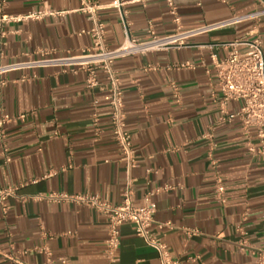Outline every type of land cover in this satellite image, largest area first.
I'll return each instance as SVG.
<instances>
[{
  "label": "crops",
  "instance_id": "0c3cea01",
  "mask_svg": "<svg viewBox=\"0 0 264 264\" xmlns=\"http://www.w3.org/2000/svg\"><path fill=\"white\" fill-rule=\"evenodd\" d=\"M108 3L112 0H91ZM180 15L174 20L169 0H128L131 33L142 39L150 28L168 34L178 26L201 28L254 9L258 0H171ZM82 0H9L7 10L26 14L46 10L40 18L5 25L0 35V114L13 119L0 141V189L17 186L0 204V264H105L107 217L75 200H53L51 192L99 193L113 203L129 188L136 204L144 194L156 202L152 231L168 243L178 264H259L264 246V152L249 149L261 141L258 128L243 127L234 115L220 121L217 69L212 53L224 57L223 44L249 35L253 20L217 24L189 36L180 46L116 58L132 133L136 165L122 158L111 128L110 81L102 69L98 85L87 84L77 65H32V59L79 53L93 42L92 25ZM106 44L120 45L126 25L116 7L99 10ZM84 30V31H81ZM264 40V16L258 23ZM240 50H247L243 44ZM50 49V52L45 50ZM189 60L191 66L178 64ZM172 82L179 85V98ZM216 91V94L214 93ZM218 91V92H217ZM94 113L97 120H94ZM225 185L217 196L215 174ZM168 186V187H166ZM44 194V196H38ZM168 222V223H167ZM187 228L198 231L190 233ZM118 259L109 264H161L157 249L134 229L120 225Z\"/></svg>",
  "mask_w": 264,
  "mask_h": 264
},
{
  "label": "built area",
  "instance_id": "2783aa9c",
  "mask_svg": "<svg viewBox=\"0 0 264 264\" xmlns=\"http://www.w3.org/2000/svg\"><path fill=\"white\" fill-rule=\"evenodd\" d=\"M169 1L172 4L174 20L179 22L180 15L176 6L171 0ZM126 2L128 0H112L108 3L82 0L80 9L88 12L93 20L92 25L87 29L92 36V44L79 53H66L58 56L48 55L32 59L26 63L36 66L51 64L77 65L86 70V81L90 86L100 83L97 71L99 69L105 71L110 81L109 102L111 104L112 133L121 149L122 158L129 165L133 166L137 164V159L132 133L126 127V111L121 80L113 67L116 58L137 52L146 53L157 49L183 45L192 34L211 28L219 23L226 24L237 23L242 20H253L254 26L249 32L252 37L242 35L224 42L223 44L229 47V51L222 58H218L215 53L211 55L218 75L217 88L220 95L217 99L222 112L219 120L230 119L234 113L228 110V102L232 99H240L242 103L237 113L242 120L243 127L248 130L250 126H256L258 128L259 140L261 141L260 145H256L255 142L249 140V149L264 152V40L258 33V23L261 17L264 16V0H258L257 6L248 12L234 14L219 23L206 24L201 26V28L182 29L178 26L175 31L163 35L158 34L153 28H150V36L145 39L131 33L129 22L126 19ZM8 4L9 0H0V35L6 33L5 25L7 23L25 18H40L46 12V10H31L26 14L12 13L7 10ZM108 7H116L126 25L127 38L116 47L107 46L105 22L99 15V10ZM243 44L248 46L247 50H240L239 47ZM45 51L50 52L51 50L47 49ZM19 65L21 64L0 65V72L18 67ZM178 65L191 66L193 63L186 60ZM5 81V78L0 77V85L4 84ZM172 86L174 93L179 98V85L176 82H172ZM214 93L216 94V91ZM13 117L8 112L0 114V141L4 144L7 124ZM97 118V114L94 113V120L96 121ZM215 185L218 198L224 200L225 185L219 172L215 174ZM16 188L17 186L15 185H9L0 189V204L4 209L7 207L5 199L7 196L13 194ZM160 188L149 189L144 194L143 202L140 204L134 202L132 191L129 188L125 191L123 199L119 203H113L99 193L90 192L69 193L59 191L51 192L47 196L53 200L66 199L83 202L106 215L108 234L105 238L104 250L107 257L105 264L118 259V250L121 244L120 225L126 221L134 223L135 232L157 249L161 264H178V260L173 256L166 240L151 229L155 221L154 213L156 211V202L153 199V195ZM38 196H44V194H38ZM187 231L194 233L198 230L196 228H187ZM258 254L259 264H264V246L258 249ZM60 260L62 264H69L67 256H61ZM42 264H52V260L49 258L48 261Z\"/></svg>",
  "mask_w": 264,
  "mask_h": 264
}]
</instances>
